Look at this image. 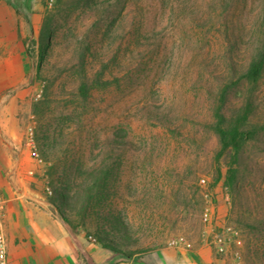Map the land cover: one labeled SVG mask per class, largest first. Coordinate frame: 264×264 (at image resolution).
Wrapping results in <instances>:
<instances>
[{"label": "rangeland", "instance_id": "374dc122", "mask_svg": "<svg viewBox=\"0 0 264 264\" xmlns=\"http://www.w3.org/2000/svg\"><path fill=\"white\" fill-rule=\"evenodd\" d=\"M7 1L27 27L26 126L34 122L45 166L24 146L57 210L70 182L76 204L63 213L79 225L84 260L110 252L99 234L142 251L135 259L180 236L199 244L209 194L214 222L239 231L242 263L264 264V69L257 83L241 78L264 39V0ZM46 17L52 35L41 61ZM219 107L227 122L247 111L237 151H221ZM104 172L105 190L82 225L84 189Z\"/></svg>", "mask_w": 264, "mask_h": 264}, {"label": "crops", "instance_id": "0c3cea01", "mask_svg": "<svg viewBox=\"0 0 264 264\" xmlns=\"http://www.w3.org/2000/svg\"><path fill=\"white\" fill-rule=\"evenodd\" d=\"M27 27L14 8L0 0V194L5 200L4 225L8 264H88L81 233L75 234L44 194L42 169L24 146L30 108V68ZM87 256V255H86ZM110 252L92 264H107ZM142 264H230L218 257L206 240L185 247H164L139 256ZM135 258L117 264H136Z\"/></svg>", "mask_w": 264, "mask_h": 264}, {"label": "trees", "instance_id": "16d2710c", "mask_svg": "<svg viewBox=\"0 0 264 264\" xmlns=\"http://www.w3.org/2000/svg\"><path fill=\"white\" fill-rule=\"evenodd\" d=\"M5 1L14 8V10L16 11L18 15L23 14L20 7L11 4L7 0ZM51 35H52V31L50 28L49 19L46 17L44 22L42 23V26L40 28V33H39V43L38 44H39V49H40V60L41 61H43L45 52L50 44L49 42L51 39ZM263 69H264V39L259 49L256 50V52L252 56L248 64V67L246 71L242 74L241 78H243L244 80L250 83H257L263 73ZM37 74L38 76L41 75L40 67L38 68ZM87 89H88V84L86 82V79L83 78L78 86V92L82 99H85L87 97ZM226 93H227V88L225 87L222 90L221 95H220L221 102H223V100L225 99ZM214 114H215L216 122L213 128L215 132L218 134L219 141L221 144V151L223 152L227 150L228 148H233L236 151L239 150L241 141L244 139L243 136H245L247 132L244 130L247 119H248L247 111L243 112V116L241 117L240 120H237L234 122H227V120L225 119V117L220 111V107L215 111ZM233 172L234 171H231V169L228 170L227 181L233 180L232 179ZM106 183H107V172H104L102 177L95 178L91 183L86 185L84 189V191L86 192V195L83 201L81 202V207H80L81 208L80 209L81 210L80 220L82 222L81 223L82 225H85V221H86L85 215L87 212H89V205L92 202L96 204L99 201V198L102 196V190H105ZM62 184L65 190L68 191V194L65 195V194L58 193L59 200L61 202V206L58 207V212L62 220L68 224L72 232L77 234L79 233L78 223H75L73 220L66 217L63 213V211H65L66 209H69V207L73 208V205L76 204L74 197L70 195V191H69L70 182L65 179ZM78 188L83 190L84 186L82 185V188L80 186ZM69 202L70 204H72V206L68 205ZM98 242L102 245V247L108 249L112 253L113 257H119L120 259L122 258L132 259V258L137 257L142 252V251H139L140 252L139 253V252H133V251H125L124 249H122L121 245H119V243H117L109 235L99 234ZM118 260L119 259L115 260V258H113L107 264H117ZM135 263L142 264V263L137 262V260Z\"/></svg>", "mask_w": 264, "mask_h": 264}, {"label": "built area", "instance_id": "2783aa9c", "mask_svg": "<svg viewBox=\"0 0 264 264\" xmlns=\"http://www.w3.org/2000/svg\"><path fill=\"white\" fill-rule=\"evenodd\" d=\"M40 95H36V99ZM24 144L30 151V155L33 160L39 165L45 166V162L40 156L36 144L35 136V125L31 121L27 124L24 133ZM205 179L200 180V184H205ZM47 195H51L52 191L49 187L45 188ZM206 198L205 205L201 213V220L203 224L209 229L208 235L206 237L207 243L212 247L215 254L218 257H230L235 264H243L241 259V247L242 240L240 238L239 231L232 225H218L213 220L214 214V204L213 198L209 194H205ZM5 200L0 194V264H8L7 261V242L5 235V225H4V214H5ZM91 239V238H90ZM94 241V239H91ZM171 247H185L190 248L191 243L188 242L184 237H177L169 242Z\"/></svg>", "mask_w": 264, "mask_h": 264}]
</instances>
